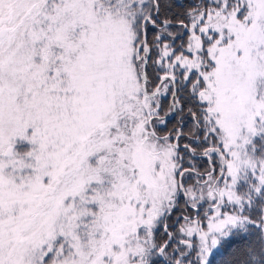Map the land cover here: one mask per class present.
I'll list each match as a JSON object with an SVG mask.
<instances>
[{"label":"snow or ice","instance_id":"1","mask_svg":"<svg viewBox=\"0 0 264 264\" xmlns=\"http://www.w3.org/2000/svg\"><path fill=\"white\" fill-rule=\"evenodd\" d=\"M0 264H264V0H0Z\"/></svg>","mask_w":264,"mask_h":264},{"label":"trees","instance_id":"2","mask_svg":"<svg viewBox=\"0 0 264 264\" xmlns=\"http://www.w3.org/2000/svg\"><path fill=\"white\" fill-rule=\"evenodd\" d=\"M179 2H180V3H184L185 0H179ZM170 127H171V124H170ZM207 207H209V206H208V205H205V209H207ZM171 222H174V221H170V223H171ZM172 231H174V229H172ZM161 235L163 236V233H161ZM165 238H166V237H165ZM192 258L195 259L194 256H193Z\"/></svg>","mask_w":264,"mask_h":264},{"label":"rangeland","instance_id":"3","mask_svg":"<svg viewBox=\"0 0 264 264\" xmlns=\"http://www.w3.org/2000/svg\"><path fill=\"white\" fill-rule=\"evenodd\" d=\"M208 208V207H207Z\"/></svg>","mask_w":264,"mask_h":264}]
</instances>
